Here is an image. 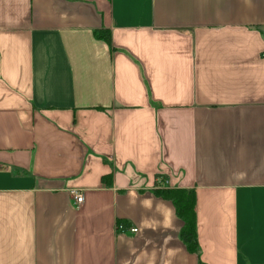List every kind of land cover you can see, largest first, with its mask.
Returning a JSON list of instances; mask_svg holds the SVG:
<instances>
[{"label": "crops", "instance_id": "obj_1", "mask_svg": "<svg viewBox=\"0 0 264 264\" xmlns=\"http://www.w3.org/2000/svg\"><path fill=\"white\" fill-rule=\"evenodd\" d=\"M0 264H264V0H0Z\"/></svg>", "mask_w": 264, "mask_h": 264}, {"label": "trees", "instance_id": "obj_2", "mask_svg": "<svg viewBox=\"0 0 264 264\" xmlns=\"http://www.w3.org/2000/svg\"><path fill=\"white\" fill-rule=\"evenodd\" d=\"M158 196L172 200L176 206L178 216L183 221L180 237L187 248L195 253H199V244L197 240V211H196V191L191 188L183 187H158L155 188ZM117 225L126 226L119 220Z\"/></svg>", "mask_w": 264, "mask_h": 264}, {"label": "built area", "instance_id": "obj_3", "mask_svg": "<svg viewBox=\"0 0 264 264\" xmlns=\"http://www.w3.org/2000/svg\"><path fill=\"white\" fill-rule=\"evenodd\" d=\"M73 193H75L74 196H75V199L77 202H82L84 200V194L82 192L73 191ZM118 228L121 231H127V230L130 232H137L138 231V228H136V227H130V229H127L126 226L124 227V226L120 225V226H118Z\"/></svg>", "mask_w": 264, "mask_h": 264}]
</instances>
